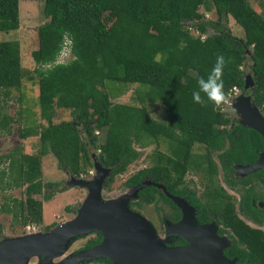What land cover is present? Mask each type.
Here are the masks:
<instances>
[{"label":"trees","instance_id":"16d2710c","mask_svg":"<svg viewBox=\"0 0 264 264\" xmlns=\"http://www.w3.org/2000/svg\"><path fill=\"white\" fill-rule=\"evenodd\" d=\"M20 1L0 0V32L18 30ZM33 1L43 2L47 19L37 29V49L31 53L38 66L43 122L17 127L21 140L38 138V155L16 147L0 160V165L8 164L0 169V190L24 187V200L2 198L0 211L12 217L13 227L43 223V202L35 196L42 193L41 157L48 153L63 172L76 178L93 170L96 160L111 169L104 184L107 188L136 160L133 144L139 145L144 136L161 137L167 141L168 153L153 152L151 166L131 175L124 185L137 186L146 176L177 193L188 172L213 181L217 167L212 151H221L222 159L235 164L252 162L255 151L264 150V139L253 129L245 128L247 133L238 137L225 133L222 128L229 124L225 105L204 107L192 97L198 79L206 78L217 55L223 54L228 61L223 76L227 96L234 87L246 88L242 67L251 68L252 102L264 117V15L246 0ZM201 7L213 9L216 22L205 21ZM229 17L244 39L233 37L222 25ZM207 28L214 34L204 40L194 36L195 32L205 34ZM65 40L70 41L69 60L56 63ZM22 74L18 42H0L4 101L13 90L21 89ZM106 81L143 87V93H138L142 105L112 103L104 89ZM145 103L161 105L164 120L155 121ZM57 109L68 111L72 119L54 123ZM3 110L0 106V136H11L16 121ZM196 147L202 151L194 152ZM157 189L146 187L139 192L140 198L148 202L145 195L160 194ZM50 198L44 196V200ZM105 264L112 263L108 259Z\"/></svg>","mask_w":264,"mask_h":264},{"label":"rangeland","instance_id":"374dc122","mask_svg":"<svg viewBox=\"0 0 264 264\" xmlns=\"http://www.w3.org/2000/svg\"><path fill=\"white\" fill-rule=\"evenodd\" d=\"M246 1L252 6L254 10L264 15V2L262 0ZM200 13L204 14L205 21L216 22V15L213 9H211L210 11H206L203 7H201ZM19 18L20 24L18 30L10 32H0V42H18L20 47L21 66L23 73L21 80V89L18 91L13 90L10 94V97L5 101L2 95L0 96V106L4 107L3 111L9 116L13 117V119L16 121V123L12 126L11 136H0V160L2 156H5L8 153L12 152L13 150H15L16 147L20 149V152L31 155H38L40 150L38 138L31 137L25 140H21L17 135V127L28 128L35 126L40 122H43L40 118L37 86L38 77L35 73V70L38 69V66L34 63L31 57V53L37 49V29L47 21L43 14V2L33 0H21L19 2ZM222 25L233 37L240 39L245 38L243 31L234 23V21L230 17L228 18L227 22H223ZM213 34L214 31L211 28H207L205 34L195 32L194 36H209ZM68 60V56H60L57 59L56 63H66ZM247 66H249V64ZM246 68V66L242 67V71H247L245 70ZM104 89L108 93L111 102L114 104L118 103L133 106L142 105L138 98V93H143L145 89L141 86L106 81L104 82ZM238 97L246 98L245 96L240 95ZM247 98L251 99L249 96H247ZM231 101L233 103V106H228V108L232 110V113L238 114V107L240 105V102H237L235 98H232ZM145 105L149 110L150 116L155 121L161 122L164 120L165 113L161 105L148 103H145ZM226 106L227 105H225L223 108V110H225L224 112H226L227 110ZM60 110L67 112L68 115L64 116L63 114H60L58 119H56L55 121L56 124L60 122H68L72 119L68 111L62 109ZM98 137L100 140H102L103 138L102 134H99ZM133 147L138 155L136 160L127 167V170L123 174L115 176L112 183L107 188L104 186L102 187V201L110 199H122L123 201H126L128 203L129 200H137L134 192L130 191L131 188L126 189V186L124 185L125 181L139 170L150 167L152 164L150 156L156 150L165 154L168 153L167 141L161 137L152 138L149 136H144L140 144L137 145L135 143L133 144ZM200 151L202 150L199 147H196L194 149V152ZM7 165L8 164L6 161L3 162L0 165V169L7 168ZM237 170L240 175H243V173H247L241 168H238ZM91 171L94 174V169ZM89 176L90 175L88 174L83 175L80 176L78 179L90 180L91 178ZM72 177L76 178L70 175L69 173L63 172L59 168L57 160L51 153L42 156L40 177V182L42 184V193L36 195L35 198L43 202V223L39 227L30 225L29 230L27 228L22 229L18 225L13 227L12 217L9 214L0 211V241L5 238L22 236L23 234H25V231L26 233L38 232L40 228L52 223H57V225L61 224L62 222L67 221L68 219L66 218L70 216L66 214L67 211L76 210L75 213L77 214L81 205L85 201L88 193L81 187L68 186L67 184L68 182H70ZM186 178L189 181L196 180V177L193 176L191 173H188ZM144 183L148 184L147 180H144ZM47 184L51 186H47ZM160 190L162 191V189ZM46 195H51V198L49 200H44V196ZM2 198L24 200V187H15L7 189L5 191L0 190V207L3 204ZM174 202L177 204L176 201ZM158 204L159 205L155 208L143 205L140 209L138 208L141 211V214H137L143 217L150 224L156 236L164 244H166V237L168 235H171L170 232H172V228L169 229L168 227H170V225L172 224H167L165 228L167 230H165L162 226V233L160 232L161 234H157L155 228L150 222V220L156 221V216H159L160 219L159 211L163 212L165 208L164 205H161V202ZM179 208L182 209L181 207ZM33 228L35 229L33 230ZM164 233H166L167 235L165 236ZM71 253L72 252H67L62 258L55 259L54 263L58 262L59 260H63L64 258H68ZM91 260H95V258L87 259L83 262H90Z\"/></svg>","mask_w":264,"mask_h":264},{"label":"flooded vegetation","instance_id":"af4514ba","mask_svg":"<svg viewBox=\"0 0 264 264\" xmlns=\"http://www.w3.org/2000/svg\"><path fill=\"white\" fill-rule=\"evenodd\" d=\"M245 70L247 71L243 72V77L247 87L243 91L238 90L234 98L239 95L249 96L253 104L251 97L253 73L251 68ZM228 106H233L232 101L228 102L225 112L229 124L222 129L233 137L247 133L248 129L240 124V116L232 113ZM255 152L256 158L252 162L233 164L221 158V151H212L210 155L217 167L212 182L208 178L200 177V173L191 171L188 173L195 176L196 180H187V173L181 185V192L163 193L157 189L160 194L145 195L149 199L148 202L144 198L142 200L138 193L137 200L128 201V209L141 214L139 209L143 205L155 208L161 202L165 208L163 207V212L159 211L160 219L156 216V221L150 222L157 234L162 233V226L165 229L168 223L172 224L168 228H172L173 233L170 232L171 235L166 237L165 245L168 248H182L189 253L197 252L210 264H264V168L243 175L237 172L238 168L244 170V167L253 165L264 150ZM142 180H147L152 183V187L157 188L148 177L145 176ZM130 188L132 187H126ZM173 197L183 199L188 205L180 231L176 226L183 220L184 213L174 202ZM75 211H67L66 214L70 216L66 219L76 217ZM56 225L57 223L49 224L39 231H50ZM98 238L99 240L95 242ZM76 239L67 251L72 252L68 258L99 245L102 236L93 232ZM106 260L108 259L98 258L80 264H105Z\"/></svg>","mask_w":264,"mask_h":264},{"label":"water","instance_id":"95a60500","mask_svg":"<svg viewBox=\"0 0 264 264\" xmlns=\"http://www.w3.org/2000/svg\"><path fill=\"white\" fill-rule=\"evenodd\" d=\"M247 87V84H246ZM240 102L238 114L240 124L255 130L264 139V117L249 98H235ZM264 168V153L250 166L244 167L251 173ZM94 175L90 180L71 178L68 186H78L88 195L74 219L56 225L46 232L25 233L22 236L5 238L0 241V264H80L87 259L106 258L112 264H210L197 252H188L182 248H168L156 236L150 224L139 214L128 209L122 199L101 200V191L111 169L103 168L96 160L93 163ZM148 182V181H147ZM152 183L134 186L138 193ZM166 193L163 185H155ZM184 213L183 220L176 226L180 231L187 212V203L173 197ZM93 232L102 236L99 245L78 252L75 256L62 258L77 237ZM43 258V260L41 259Z\"/></svg>","mask_w":264,"mask_h":264},{"label":"clouds","instance_id":"9594fccd","mask_svg":"<svg viewBox=\"0 0 264 264\" xmlns=\"http://www.w3.org/2000/svg\"><path fill=\"white\" fill-rule=\"evenodd\" d=\"M227 63L228 61L223 54L217 55L215 64L206 78L202 76L197 81V88L192 92L195 103L204 107L211 103L216 108H222L227 104L228 96L225 92L223 79Z\"/></svg>","mask_w":264,"mask_h":264},{"label":"built area","instance_id":"2783aa9c","mask_svg":"<svg viewBox=\"0 0 264 264\" xmlns=\"http://www.w3.org/2000/svg\"><path fill=\"white\" fill-rule=\"evenodd\" d=\"M205 37H206V36H201L200 39H201V40H204ZM69 46H70V41H69V40H65L64 43H63L62 50H61V52H60L59 57H60V56H68V57H69V53H70ZM59 57H58V58H59ZM237 93H238V88L234 87V88L230 91V93H229V95H228V101H227V104H228L229 101H231L232 98L236 97ZM227 104H226V105H227ZM88 175L92 176V175H93V172L90 170V171L88 172ZM27 229L29 230V227H27Z\"/></svg>","mask_w":264,"mask_h":264},{"label":"crops","instance_id":"0c3cea01","mask_svg":"<svg viewBox=\"0 0 264 264\" xmlns=\"http://www.w3.org/2000/svg\"><path fill=\"white\" fill-rule=\"evenodd\" d=\"M59 110L58 109L55 110V114H54V118H53V122L54 123H55L56 119H58V117L60 116V114H63L64 116L68 115L67 112H64V111H61V110L59 111Z\"/></svg>","mask_w":264,"mask_h":264}]
</instances>
